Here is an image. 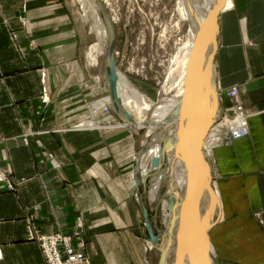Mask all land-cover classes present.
Listing matches in <instances>:
<instances>
[{
    "label": "crops",
    "instance_id": "obj_1",
    "mask_svg": "<svg viewBox=\"0 0 264 264\" xmlns=\"http://www.w3.org/2000/svg\"><path fill=\"white\" fill-rule=\"evenodd\" d=\"M61 1L0 0V137L47 132L31 137L28 145L18 139L1 143V148L9 150L17 178L49 168L44 149L56 155L63 165L51 175L71 203L66 222L75 226L80 212L85 214L86 250L92 264H147L145 251H153L141 211L122 180L124 142L106 140L98 130H68L82 117L81 101L76 100L81 99L76 85L82 72L75 60L81 42L75 38L80 33L77 17ZM22 16L31 19L25 33L19 32L22 43L32 40L44 51L48 65L52 103L45 113L37 100L41 92L37 53L22 58L2 23L3 18ZM219 24L218 83L223 89L237 85L239 100L253 114L247 117L242 111L250 133L231 144L224 142L235 134L229 116L209 131L206 150L222 202V216L209 233L210 251L214 264H264V0H231ZM223 96L231 103L227 93ZM67 181L73 184L69 190ZM42 200L36 180L23 184L17 194L0 193L1 264H45L37 243L26 240L23 209ZM44 215L39 222L52 231L53 217Z\"/></svg>",
    "mask_w": 264,
    "mask_h": 264
},
{
    "label": "rangeland",
    "instance_id": "obj_2",
    "mask_svg": "<svg viewBox=\"0 0 264 264\" xmlns=\"http://www.w3.org/2000/svg\"><path fill=\"white\" fill-rule=\"evenodd\" d=\"M61 2L71 7L73 13L77 17L75 20L80 28V33L76 34L75 38L78 42H81L80 50L76 53L75 60L82 72V75L77 77L78 80L76 85V90L78 91L77 97L81 95V99L76 98V100L81 101L80 106L82 109L80 113L82 117L74 121L69 129L68 127L67 129L98 130L106 137V140L110 138L111 140L115 139L118 143L124 142L122 145H125V148H127L126 151H124V156L127 158L126 161L123 159L124 161L119 162L123 163L125 167L122 180L125 186L129 187L128 192H132L130 195L135 207L142 212H140V220L142 221L143 227L146 228V241L148 242L149 233L146 218L143 213V206L148 210L149 221L151 222L155 234H162L166 228L163 220L164 210L163 207H161L162 203L160 201L155 202L156 204L151 203L149 199L152 180L158 173L155 171L144 179L142 178V172H140L139 158L144 154L142 151L146 150L145 147L147 145L143 143L142 138L145 137L148 129H155L157 126L158 120L156 118L151 121L149 120V113H151L154 105L158 104L165 97L174 98L177 96L180 78L179 70H176L179 69L176 56L179 54L182 44L187 40L189 24L187 21L182 20L180 16L178 0H104L106 7L101 11L102 16H100L103 20L105 19V22H108L110 32L111 29L113 30L112 38L115 40L114 57L117 65V72L125 77L132 86L141 91L152 106L151 111L145 110L142 115L139 114V108L137 106L133 108L132 112H130L131 116L136 121H139V126L133 128L125 124V122L117 116V114L120 115L119 110H116L113 105H111L110 108L99 102L101 99L105 100L109 96V81L106 76V67L108 65V46L111 39L105 36L102 41H99L96 34L91 31L92 18L89 14L92 12L85 10L81 0H62ZM227 3L231 5V0H227ZM23 9L24 13H26L28 10V3L23 4ZM225 9L226 8H224V10ZM224 10H222V12ZM87 14L89 16H87ZM30 20L31 19L25 16L15 18L7 17L2 19V23L8 32L11 42L14 47H16L19 55H22V58L25 59L24 56L28 55V53L32 54L34 51L37 53V59L39 60L37 71L39 73L41 91L37 100L40 112L42 113L44 111L45 113L47 107L52 103V98L47 78L48 65L45 60H43L42 52L44 51L35 46L32 40H29L25 44L22 43L19 35L20 31L25 33L24 30L27 28L26 25H28ZM21 35L23 36L22 38L29 39L27 34ZM97 42L104 47V51L98 54V62L94 65L91 60V53L89 54V49ZM92 55H94V52H92ZM215 73L217 74V69H215ZM218 81L219 79L217 80L216 78V84L218 87L220 86L217 94L220 96V104L223 107L222 113L224 116L227 114V116L232 118L231 124L235 130V134H240L244 131L246 123L241 122L240 119L243 114L237 107L241 104L244 110L243 112H245L248 117L253 113L245 108L239 98H229L228 94L227 98L231 100V103L227 104L226 100L228 99L223 96L224 93H227L225 92L226 89H223ZM229 111L233 113L230 114ZM234 113H236V116L239 118L236 117ZM222 120L223 119H219L217 122H213L211 128L219 124ZM42 133L47 132L38 130L26 132L19 137H0V193L17 194L20 187L26 182L32 180L38 181L42 190L43 200L33 205L31 208L23 206L27 214L25 217L26 240L37 243L44 257L45 264H92L86 250L87 240L84 234L85 222H83L85 214L83 215V212H80L82 214L75 226L72 224L69 225V223L66 222L69 216L71 203H69L68 199L63 194L61 185L57 184L56 180L51 175V170H59L63 165L58 161L56 155L44 149L42 157L44 161L49 164V168L38 171L30 177L17 178L14 175V168L9 150L7 151L1 148V143L4 144L12 141L17 143L19 141L18 139H20L22 144L28 145L31 137L39 136ZM146 139L149 140V137H146ZM231 143L233 142L231 141L225 144ZM205 151L207 153L206 149ZM212 162L213 161H210L209 163ZM163 164L166 170H168L170 166L169 159L166 158ZM165 174L168 175L167 172ZM215 174L216 172L212 171L213 182L219 193L216 177L214 176ZM61 181L62 180L59 182L61 183ZM67 183L65 188L67 187L69 190L73 184L68 181ZM166 190L167 186L164 184L160 190V195L165 196ZM45 213H49L53 217L52 231L47 232L39 222L40 219L45 216ZM219 214L221 218V207ZM260 214L261 212H258V218H260ZM151 251L153 252L150 253L148 249L145 251L147 264H163L162 252L159 245L153 247ZM209 253L210 261H213L211 263L214 264V252L210 251ZM2 260L3 259L0 260V264ZM167 260L166 258V264Z\"/></svg>",
    "mask_w": 264,
    "mask_h": 264
},
{
    "label": "bare ground",
    "instance_id": "obj_3",
    "mask_svg": "<svg viewBox=\"0 0 264 264\" xmlns=\"http://www.w3.org/2000/svg\"><path fill=\"white\" fill-rule=\"evenodd\" d=\"M81 2L83 3V7L86 11L92 12L89 14L92 18V26L90 25L91 31L96 34L99 41H102L105 36L108 39H112L113 30L111 29L110 32V26L108 22H105V19L103 20L101 18V11L106 7L104 0H81ZM217 3L218 0H178V4L180 6V16L182 20L187 21L189 28L187 40L184 42V44H182L179 54L176 56V61L178 62L179 68L176 70H179L180 78V86L176 97H165L158 104H155L152 109L151 103L148 102L145 95L137 88L132 86L125 77L117 72V93L118 99L120 101V115L117 114V116H119L120 119L125 122V124H128L133 128H137L139 126V121L133 119L132 116V119L130 120L123 113L125 110L130 113L132 112L133 108L137 106L139 108L140 115L143 114V111H151L152 109L151 113H149V120L151 121L155 118L158 120L156 128L148 129L145 137H141L143 143L147 145L145 147L146 150L142 151L144 154L139 158V168L140 172H142V178L144 179L149 177L155 171L158 173V175H156L152 180L149 199L151 203L160 201L162 203L161 207H163L164 210L163 220L166 228L165 231H167V233L160 237L159 247L161 252L167 248V264H189L190 260L196 264H206V245H208L205 239L206 232L210 240V230L220 220V207L222 208L221 199L218 190L214 185L212 178V165H209L210 159L205 151L209 135L208 133L204 141L203 148L206 159V172L199 198L198 214L195 220H191L189 231L185 236L183 235V204L187 202L189 182L187 158L189 156L191 144L186 133H183V136L180 134L181 139L179 138L178 134L180 130L179 123L184 122L186 124L188 121L187 116L182 114L184 113L183 107L185 105V101L187 100L186 83L189 74V65L191 62L192 53L201 28L207 19L208 14L212 9H214ZM229 6L230 5L227 3L226 7L228 8ZM89 15L87 14V16ZM114 18L116 19L115 16ZM218 35L219 34H217L215 38ZM216 45L217 43L215 44L214 36H212L210 42L208 43L201 66L202 71L206 76L204 79V109L206 113H210L212 111L215 113L213 117L214 122H217L223 117H225V119L227 118V114L224 116L222 113L223 107L220 104V96L217 94L220 86L218 87L216 84V78L218 75L215 73L216 65L215 59H213L216 57V52L218 51V47H216ZM103 48L104 47H102L99 42L94 43L90 47L89 54L91 53V60L94 65L98 62V54L104 51ZM92 52H94V55H92ZM99 102L100 104H105L108 107L113 105L110 92L108 98L105 100L101 99ZM178 108H181V115H176V110ZM229 113L232 114L233 112L229 111ZM234 114L236 116V113ZM240 120L241 122L244 121L242 117ZM169 136L172 137L173 144L172 147L168 150H165L164 153L163 142ZM146 137H149V140H147ZM234 139H237V137L235 136L231 141L233 142ZM166 158L169 159V171L166 170L165 166H163V161ZM166 172L168 175L165 174ZM164 184L167 186L166 195L161 196L160 190ZM148 241V247L150 249L156 246L153 241ZM163 264H166V262Z\"/></svg>",
    "mask_w": 264,
    "mask_h": 264
},
{
    "label": "water",
    "instance_id": "obj_4",
    "mask_svg": "<svg viewBox=\"0 0 264 264\" xmlns=\"http://www.w3.org/2000/svg\"><path fill=\"white\" fill-rule=\"evenodd\" d=\"M227 0H218L217 5L210 11L207 19L205 20L197 41L195 48L192 53L191 62L189 65V74L187 78V95L186 101L184 105V113L182 115L187 116L186 124L184 122L179 123V138L180 134L183 136V133L187 134L189 138L191 147L189 156L187 158L188 161V173H189V182H188V195L187 202L183 204L184 215V228L183 235L189 231L190 222L192 219L197 218L198 214V205L199 198L202 191L203 181L206 172V159L204 153V141L211 129L213 124V112L206 113L204 109V85L206 78L205 74L202 71V62L204 55L206 53V49L208 43L212 36H214L216 47H218V40L215 36L220 32V15L224 8H226ZM115 51V40L111 39L110 44L108 46V65L106 67V76L109 81V92L110 97L113 101L114 108L119 110V99L117 93V82H118V74H117V65L114 57ZM215 57V56H214ZM215 59V58H213ZM124 115L128 119L131 118V114L125 110ZM181 108L176 110V115H181ZM173 140L172 137H167L163 143V152L172 147ZM143 213L146 218L147 229L149 233V240L153 241L155 245H159L160 237L164 236L167 231H164L162 234H155L151 222L149 221V213L145 206H143ZM205 230V229H204ZM172 234V233H171ZM172 236V235H171ZM206 245L207 253H206V264H212L209 258V247L210 240L208 238V234L206 232ZM167 258V248L162 251V263L166 261ZM189 264H196L192 260L189 261Z\"/></svg>",
    "mask_w": 264,
    "mask_h": 264
},
{
    "label": "built area",
    "instance_id": "obj_5",
    "mask_svg": "<svg viewBox=\"0 0 264 264\" xmlns=\"http://www.w3.org/2000/svg\"><path fill=\"white\" fill-rule=\"evenodd\" d=\"M225 92H227V94H228V96L230 97V98H232V97H235V98H238V94H239V88H238V86L236 85V86H233V87H231V88H229V89H226V91ZM238 102V101H237ZM239 105V104H238ZM238 108V110H241V111H244L243 109H242V105L240 104V106H238L237 107ZM245 113V112H244ZM248 117V116H247ZM249 134V126L247 125V123L245 124V127H244V131L243 132H241L240 134H238V135H235V134H232L231 136H233V137H237V138H239V137H244V136H246V135H248ZM230 136V137H231ZM225 143L226 142H231L230 140H225L224 141ZM1 259H3V253L1 252V249H0V260Z\"/></svg>",
    "mask_w": 264,
    "mask_h": 264
}]
</instances>
